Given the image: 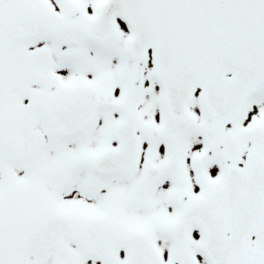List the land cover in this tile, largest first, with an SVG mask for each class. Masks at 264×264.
I'll list each match as a JSON object with an SVG mask.
<instances>
[{"label": "snow or ice", "instance_id": "6c2138e0", "mask_svg": "<svg viewBox=\"0 0 264 264\" xmlns=\"http://www.w3.org/2000/svg\"><path fill=\"white\" fill-rule=\"evenodd\" d=\"M0 264H264V0H0Z\"/></svg>", "mask_w": 264, "mask_h": 264}]
</instances>
